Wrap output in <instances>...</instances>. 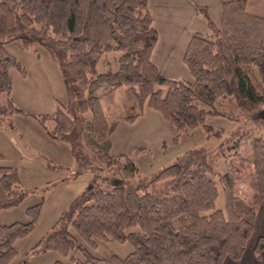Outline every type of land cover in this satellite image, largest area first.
<instances>
[{
    "label": "trees",
    "instance_id": "1",
    "mask_svg": "<svg viewBox=\"0 0 264 264\" xmlns=\"http://www.w3.org/2000/svg\"><path fill=\"white\" fill-rule=\"evenodd\" d=\"M247 4L222 0L219 26L206 16L209 32L194 34L184 56L189 81L165 76L152 61L159 35L149 0H0V121L23 112L10 97L11 70L28 75L6 45L19 41L35 52L47 50L59 66L67 100L49 115L33 116L45 128L48 120L54 122L49 134L70 145L77 174H95L33 247L35 253L55 251L70 257V264H224L228 257H243L257 208L237 194L235 172L218 169L213 149L192 147L178 162L144 176L136 155H113L110 137L121 120L137 119L146 102L174 126L175 142L198 128L207 138L224 136L225 129L208 124V116L239 122L219 153L254 166L259 200H264V16L248 11ZM112 50L121 52L120 68L98 73L102 56ZM104 86L128 89L122 108L106 111L99 96ZM247 119L253 126L244 127L241 121ZM103 165H116L120 172V182L110 189L101 183L111 179ZM0 183L7 194L0 211L19 206L31 193L12 166H0ZM52 185L27 208L28 222H0V264L18 257L16 242L34 230ZM220 187L223 208L217 207ZM99 239L128 242L132 251L98 257L91 249ZM255 254L263 258L264 236Z\"/></svg>",
    "mask_w": 264,
    "mask_h": 264
},
{
    "label": "crops",
    "instance_id": "2",
    "mask_svg": "<svg viewBox=\"0 0 264 264\" xmlns=\"http://www.w3.org/2000/svg\"><path fill=\"white\" fill-rule=\"evenodd\" d=\"M149 5L159 35L152 54L153 63L167 77L193 79L184 62L188 44L194 34L209 32L207 15L216 25L221 24L222 0H149ZM6 47L28 70V75H22L17 69L11 70L13 89L10 97L23 112L0 121V151L4 155L0 159V166L17 168L24 188L31 193L19 206L0 211V222H28L27 208L37 204L42 195L40 190L53 183L45 194V203L34 230L16 242L17 246L23 240V245L26 249L29 248L27 251L30 254L34 246L31 242L25 244L28 237H33L38 229L43 237L69 204L87 189L92 177L78 174L77 180H73L77 163L70 145L49 134L55 125L52 120L46 122L45 128L33 116L49 115L55 111L58 103H66V86L58 64L41 48H37L39 53H36L37 51L24 48L19 41H12ZM127 90L116 89L117 98L107 106V112L110 107L124 106L121 102L127 101ZM229 122L234 128L236 124L227 118H207V123L216 128L225 129L222 123ZM175 135L174 126L146 102L137 119H123L119 122L110 137L112 153L117 157L122 154L136 155L141 173L153 176L166 165L180 159L186 150L199 146L200 141H193L197 136H202V140L207 138L202 128H198L193 135L182 134L178 142L174 141ZM139 149L145 151L136 153ZM232 162L237 194L255 205L257 217L254 234L243 257L240 260L228 257L224 264H264V254L262 259H258L255 254L257 241L264 236V200L258 199L254 166L237 157H233ZM6 198L7 194L0 183V202ZM35 255L43 257L36 259L34 263L29 260V264H55L56 261L70 264L71 261L66 262L64 259L68 257L55 251Z\"/></svg>",
    "mask_w": 264,
    "mask_h": 264
},
{
    "label": "rangeland",
    "instance_id": "3",
    "mask_svg": "<svg viewBox=\"0 0 264 264\" xmlns=\"http://www.w3.org/2000/svg\"><path fill=\"white\" fill-rule=\"evenodd\" d=\"M247 10L252 12V13H256L259 15H263L264 16V0H248V4H247ZM41 50H43L44 52H48L47 50L41 48ZM36 53H39V51H37ZM121 55L120 51L117 50H112L109 52L104 53V55L102 56L100 62L98 63L97 66V70L98 73H103V72H111V71H117L120 68V64H119V57ZM254 73L256 74L257 78L259 80L262 81V75L259 72L258 67H254ZM189 81H193V79L189 80ZM156 88H161L159 86H156ZM166 90V89H164ZM99 96L102 100V103L104 104L106 110H107V106L109 104H112V101L116 100V89L110 86H104L103 88L100 89L99 91ZM5 102V96L3 98V100ZM122 103V102H121ZM222 122V121H221ZM243 122L244 127H251L253 126V119H247L246 121H241ZM245 122V123H244ZM236 125H231V123H222V125H224L225 127V134H223L224 136H210L204 140L202 136H197L195 140V142L200 141V144L198 147L203 146V147H208L213 149V159L216 163V166L218 167L219 170L225 171L227 168H230L232 170L233 166V162H232V158L233 157H226V154L224 155V153L222 154L221 152L219 153V149L220 146H222L223 144L227 146V138L229 136L232 135V133L238 128L239 126V122H234ZM229 149L226 148L225 149V153H229ZM180 159H176L174 162H178ZM228 166V167H227ZM103 168L106 170V172H108L111 177L110 181H104L101 182L102 186L104 189H110L112 183L115 182H120L119 179V175L120 172L117 168L116 165L114 166H107V165H103ZM94 172L93 171H82L80 173L79 176L82 177H89L91 176L92 178L94 177ZM108 175V174H107ZM78 174L76 173V175L74 174V178L73 180H77ZM90 185V184H89ZM88 185V186H89ZM87 186V187H88ZM258 192V191H257ZM259 199V196H258ZM225 204V195H224V191L223 189L220 187V191H219V198L217 200V207L219 208H223ZM40 229H38L39 231ZM43 230V229H42ZM36 231L35 235L33 237H28L29 239H27V242L25 244H29L30 242L32 243V246H35L36 243L41 239V231ZM98 243V247L96 249H91V247H89L87 244L83 243L85 246L89 247V249H91V251L98 257L101 258H106V257H110L113 254L119 255L121 257H125L129 251L132 250V245L130 243H120L114 239H110L109 241L106 240H102L99 239L97 240ZM17 249L19 250V255L17 258H15L11 264H17L19 261H21L23 258H26L28 261L31 260L33 263L36 261V259L38 258H42L38 257L37 255H35V252L33 251V249L31 250V253L28 254L30 251H27V249L29 248H25L24 241H19L17 243ZM28 254V255H27ZM79 256L81 257V253H79V251L74 253V256ZM64 258V257H62ZM66 260V262H69L71 260L70 257H68V259H64Z\"/></svg>",
    "mask_w": 264,
    "mask_h": 264
}]
</instances>
